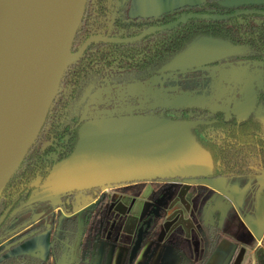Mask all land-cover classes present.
<instances>
[{
	"label": "water",
	"instance_id": "water-1",
	"mask_svg": "<svg viewBox=\"0 0 264 264\" xmlns=\"http://www.w3.org/2000/svg\"><path fill=\"white\" fill-rule=\"evenodd\" d=\"M257 3L260 1L227 0L221 5L233 8ZM88 4L89 0L11 1L10 15L0 31V201L39 140L67 71L81 60L91 44L136 43L191 20L222 21L234 17L194 14L133 39L92 37L73 54ZM243 55L244 48L229 41L199 37L154 73L188 72ZM95 89L96 86L83 97V105ZM260 110L255 115L264 126V109ZM208 124L155 114L86 121L79 129L72 154L57 162L44 182L38 178L31 184L34 191L28 204L76 194L81 207L82 195L92 190L142 182L208 179L213 175V157L192 134L198 126ZM10 211L0 220V228ZM146 232L144 227L139 229L130 264L141 251Z\"/></svg>",
	"mask_w": 264,
	"mask_h": 264
},
{
	"label": "trees",
	"instance_id": "trees-1",
	"mask_svg": "<svg viewBox=\"0 0 264 264\" xmlns=\"http://www.w3.org/2000/svg\"><path fill=\"white\" fill-rule=\"evenodd\" d=\"M223 1L227 0H206L202 5L183 7L160 17L131 19L129 16L131 0H89L86 16L77 36L73 54L77 53L80 45L92 37L133 39L145 31L169 25L189 15L225 16L241 11L264 10V3L227 8L221 5ZM199 37L222 39L231 42L237 47L246 46L258 52H264V17L252 15L222 21L191 20L172 30L152 34L136 43L96 42L89 46L81 60L67 71L56 103L39 140L23 167L14 176L3 193L0 201V217L12 202L13 196L19 193L21 185L25 187L23 192H25L26 201L19 209V212H17L18 209L12 210L7 221L0 228V244L11 238L7 235V229L21 214L28 212L32 207L39 208L48 203L42 202L29 205L28 201L33 192L30 194V185L38 177L46 180L54 165L68 158L74 151L78 142L79 129L89 119L74 118L73 127H65V124L67 109L70 103L77 98L82 83L91 75L100 76V86L108 81L114 83L130 73L147 72L151 68L167 62L172 56L180 53L187 45ZM237 60L253 63L262 60V57L252 56L238 58L234 61ZM256 87V104L264 103V88H260L258 85ZM107 107V105L99 106L100 109ZM155 110L158 112L161 109ZM165 110L162 109V111ZM151 111H148L146 115L150 114ZM175 111L180 113L181 116L169 119L198 121L204 118L214 120L213 124L198 126L192 131L197 142L213 157V175L208 179H253L259 173L264 172V128L253 115L239 119L234 112L226 120L224 111L214 113L208 108L186 107ZM196 115L201 116V118L198 119ZM163 182H151L153 191L149 196V200L152 203H156L168 192V188L160 184ZM147 184L145 182L131 184L127 188L121 189L120 192L126 195H141ZM101 190L97 189L84 193V195L93 196L94 201H97L96 212L94 210L85 211V213L75 215L72 218H65L61 226V243L53 241L51 257L48 262L42 261L37 257L27 256L5 258L0 264H61L65 258L70 259L69 264H95L94 260L98 244L104 241L105 236L107 237L109 233L111 234L110 223L114 220V218L110 219V214L113 211V207L111 208L112 201L107 199V196L100 197ZM199 191H201V194L208 196L206 199L209 198L206 204L201 202V209L199 210H203L205 206L206 209L209 206H213L217 199V195L214 192L203 187L195 189L192 187L189 189V194L192 195L193 192ZM96 193L97 195H95ZM61 200L65 201L64 210L68 215H71L74 210L73 205L77 204L76 194L62 197ZM161 216H163L161 211L157 215L148 211L142 218L139 227H145L147 231L143 247L151 237L158 233L160 225L163 223ZM193 217L196 220L195 214ZM149 221L151 223L147 229ZM220 221V213H215L213 222L205 225L207 251L200 264H207L224 239ZM46 231L47 229L42 226H38L36 231L34 229L26 231L21 236L7 243L0 250V256H6L11 249ZM170 244L178 248L182 243L179 239L174 244L172 242ZM73 247H75L76 255L72 259L70 254L73 253ZM238 248L229 264H235L239 252ZM124 264H130L129 260L127 259Z\"/></svg>",
	"mask_w": 264,
	"mask_h": 264
},
{
	"label": "rangeland",
	"instance_id": "rangeland-1",
	"mask_svg": "<svg viewBox=\"0 0 264 264\" xmlns=\"http://www.w3.org/2000/svg\"><path fill=\"white\" fill-rule=\"evenodd\" d=\"M153 72L155 71H152V73ZM143 75L144 74L127 75L126 80H129L127 81V83H119V80H116L114 83H110L109 81L103 83L93 94L84 110L83 95L81 96V98L74 106L75 109L71 111V116H77L79 113H82V119L95 120L109 117L146 115L148 110L153 109L180 110L182 108L184 109L186 107L193 106H198L200 108L208 107L213 111H230V108H232L231 105H234V108L236 109L234 110V112L238 113V115L243 118H247L255 112V96L253 94L249 95L245 93L244 88L248 89L249 87H251V84L249 85L247 83V80L252 81V84H256V82L260 78V73L258 68L253 69V67H250L247 64L237 63L233 60H230L188 72L163 75L148 74L144 79L139 78ZM97 79V77L93 76L86 82V92L96 85ZM171 89H174V91H179L178 93L171 92L169 94V90ZM163 98L166 101V105H163ZM160 100L162 102H160ZM125 104L127 105L125 106ZM100 105H107L108 107L100 109ZM160 184L168 188V194L174 190L176 195H178L179 191L184 189L186 186H188L189 189L192 187L194 189L198 187L192 186L193 184L188 180H168ZM214 185H220V188H223L225 187L226 182L224 178H216L214 180ZM128 186L129 185L102 188V190L100 191V197L107 196V199H111V208H114V203L117 198L120 199L127 196L141 198L146 190L147 192L151 190V193L153 191L152 183H148L141 195H126L125 193L122 194L120 190L125 189ZM168 194H165L166 196H163L165 197V204L163 203L159 205V202L163 197L156 203H152L148 198L146 204V201L141 198L139 199V201H141L140 203H142V207L144 205L143 209L142 207L140 209V207L133 208V206L126 205V209H128V211H126L128 213L120 214L116 212V214L113 215L112 211L111 216L113 215L114 220L111 221L109 228L112 231L111 234L109 233L107 237L105 236L104 242L107 243L108 246L117 242L118 246L127 250L128 254L129 250L135 242L137 231L140 228L139 224L142 218L145 216L149 209L151 211V207H154L156 213H158V211H161V213H163V216H161L163 223L160 225L158 233H156L154 237H151L146 242L145 246L143 247L142 253H144V255L146 256V260H151V258H153V256L160 250V247L162 246H164V250L166 249V252L169 251L171 253L173 250L175 252H178L177 249L180 248L181 245L178 248H175L170 244V242L174 244L177 240L180 239L181 243H183L182 239L185 238L186 234L182 226H176L178 225L177 222L174 223L173 226H171L172 224L170 223L169 216V214H171V210H169V208L171 203L177 197H174V195L171 194L172 198H167ZM95 195H97V193ZM192 195L197 197H206L205 194H201V191L193 192ZM68 202H70V200H68ZM64 204L65 201L58 199L52 202H48L46 205H43L39 208L32 207L28 212L21 214L20 216L22 217L18 221H16V219L12 222L7 234L11 238L7 240V243L12 241V239L14 238V232L19 228L23 229L28 227L26 231H30L33 229L34 231H36V228L38 226H42L43 228L51 230L52 233V238L44 232L42 233V235H39V238H37V236L11 249V254L12 256H14V258H21L38 254V258L40 260L46 262L49 261L52 241L61 243V226L66 218V215L71 217L80 215L81 213H85V211L94 210L96 212L97 209V201H94V197L91 195L83 194L81 198V207L77 206V204L73 205L74 210L71 215H68V213L64 210ZM121 205H123V203H121ZM213 206H209L207 208V211L204 210L205 212L201 213V217H204L205 219V216L210 213ZM139 213H141V216L139 218L135 233L131 235V237H127V234L125 233V236L123 234V236L119 235L121 223H125V220L127 222L126 231H132V228L135 226L137 220V215ZM167 222L171 224V229H169L168 232L165 229V223L167 224ZM20 224L23 225L19 227ZM20 230H18L17 232H19ZM183 245L186 253H198L195 259V264H200L203 256L206 254L207 246L205 249L201 250L199 249V242L192 243L191 247H189V244ZM249 246V249L243 247L240 248V250H244L245 253L241 264H264V253H262V251L259 249L254 251L255 246H253L252 242ZM1 248L2 247H0V249ZM72 252L73 253H71L70 255L73 259L76 255L75 247L72 248ZM5 257L6 256H0V262L4 260ZM95 261L96 260H94V262ZM69 263L70 259L65 258L64 262H62L61 264ZM96 263H99V259H97Z\"/></svg>",
	"mask_w": 264,
	"mask_h": 264
},
{
	"label": "crops",
	"instance_id": "crops-1",
	"mask_svg": "<svg viewBox=\"0 0 264 264\" xmlns=\"http://www.w3.org/2000/svg\"><path fill=\"white\" fill-rule=\"evenodd\" d=\"M205 2L206 0H131L129 16L131 19L156 18L183 7H196ZM247 91L249 95L254 93V91L252 92V88H248ZM160 102L162 101L160 100ZM163 105H166L165 100L163 101ZM214 180L215 179L188 180L193 184L192 186L206 188L217 195L214 207L211 209L210 213L205 216V219L201 217V213L205 212L204 209L207 211L205 208L206 206L203 210L199 209H201V202L206 204V202L209 201V198L206 199V197H208L207 195L206 197L190 195L188 186L179 191L178 195H176L174 190L168 194L167 198H172L171 194L177 198L174 199L169 208V210H171L169 216L172 225L169 222H167V224L165 223V229L168 232L171 226L177 222L178 225L176 226H182L186 234L185 238L182 239L183 243L181 247L177 249L179 253L174 250L171 253L169 251L166 252V249L164 250V246H162L151 260H146V256L142 253L136 264H195L198 253H186L183 244H189V247H191L192 243L199 242V249H205L207 245L205 225L213 222L215 212H219L221 215L220 226L223 229L224 239L207 264H229L237 247H239V252L235 264H241L245 253L244 250H240V248L249 249L251 242L253 246H255L254 251L259 249L264 253V196L262 194L264 190V172L259 173L256 178L253 179L224 178L226 185L223 188H220V185H214ZM145 193L141 198L146 201V204L151 190L148 192L146 190ZM141 198L128 196L120 199L117 198L114 203V210L120 214L128 213L126 205L133 206V208L140 207L141 209L142 203L139 201ZM164 199L165 197L160 200L159 205L165 204L166 201ZM121 203H123V205H121ZM141 213L137 215V220L132 231H126L125 224L124 229L129 235L135 233ZM194 214L196 220H194ZM45 233L52 238L51 230H47ZM37 238H39V236ZM126 255L127 250L124 248L112 247L109 250L107 248V243L102 242L98 246L95 264H124ZM33 257H38V254L33 255ZM5 258H14V256H12L10 251ZM97 259H99V263H96Z\"/></svg>",
	"mask_w": 264,
	"mask_h": 264
},
{
	"label": "flooded vegetation",
	"instance_id": "flooded-vegetation-1",
	"mask_svg": "<svg viewBox=\"0 0 264 264\" xmlns=\"http://www.w3.org/2000/svg\"><path fill=\"white\" fill-rule=\"evenodd\" d=\"M260 1V3H257V4H253V5H258V4H263L264 3V0H259ZM236 14H240V16H235ZM252 15H259V16H263L264 17V10H248V11H241V12H237V13H235V14H233V15H225V16H234V17H232V18H237V17H241V16H252ZM232 18H230V19H232ZM229 20V19H228ZM259 23V22H258ZM91 39V38H90ZM89 40V39H88ZM88 40H86L82 45H80L78 48V51H77V53L82 49V47L85 45V43L88 41ZM241 48H244V55L242 56V57H239V58H248V57H252V56H261L262 57V60H260V61H255V62H253V63H251L250 61L248 62V61H243V60H237V61H234L235 59H238V58H235V59H231V60H233L234 62H237V63H242V64H247L248 66H250V67H253V69H255V68H258L259 69V73H260V78L258 79V81L256 82V84L254 83V84H252V81H250V80H247V83L250 85L251 84V87L253 88L252 89V92L254 91V93H253V95L255 96V100H256V92H255V90H256V85H258V87H260V88H264V52H258V51H255L254 49H252V48H250V47H246V46H244V47H241ZM87 51V50H86ZM86 53V52H85ZM84 56V55H83ZM230 61V60H229ZM166 62H164L163 64H160L159 66L157 65V66H155V67H153V68H151L149 71H147V72H143V73H130V74H127V75H131V74H138V75H141V74H144L142 77H139V78H141V79H144L145 77H147V75L149 74V75H155V73L153 72L152 73V71H156V70H158L159 68H161L164 64H165ZM151 72V73H150ZM126 75V76H127ZM156 75H160V74H156ZM97 77L98 79H97V81H96V89H95V91L93 92V94L97 91V89H98V87H99V82H100V76H96V75H91V76H89V78L85 81V82H83L82 83V85H81V88H80V90H79V92H78V95H77V98L74 100V101H72L71 103H70V105H69V107H68V109H67V120H66V124H65V127H67V126H70V127H73V120H74V118H78V119H81V117H82V113H80V114H78L77 116H71V111H73L75 108H74V106H75V104L78 102V100L81 98V96L83 95V97L89 92V90L86 92L85 90H86V86H85V84H86V82L91 78V77ZM126 76H124L123 78H121V79H118L119 80V83H127V81H129V80H126ZM135 79H138V78H135ZM135 79H131V80H135ZM251 87H249V89L251 88ZM245 90V93H248V91H247V88H244ZM178 91L179 90H177V91H174V90H169V94L171 93V92H174V93H178ZM251 95V94H250ZM89 101H90V99L88 100V102L86 103V105H84L83 107V110L86 108V106L88 105V103H89ZM231 107L232 108H230L231 110L230 111H227V110H215V111H213V110H211L210 108H208V109H210L212 112H217V111H224L225 113H226V120H228L230 117H231V115H232V113H234V110H236L235 108H234V105H231ZM254 107H255V112L254 113H252L251 115H253V117H255L256 119H257V117H256V115H255V113L258 111L259 113H261V110L260 109H264V103H259V104H255L254 105ZM148 111H150V110H148ZM147 111V112H148ZM83 112V111H82ZM150 114H159V115H163V116H166L167 118H173V119H175V118H179L180 116H181V114L180 113H178L177 111H175V110H171V109H166L165 111H162V109L161 110H159L158 112H156V110L154 109V110H152L151 112H150ZM237 115H238V113H236ZM192 115H194V114H192ZM197 116V115H196ZM197 118L199 119V118H201V116H197ZM238 118L240 119V118H242L241 116H239L238 115ZM258 120V119H257ZM198 121H203V122H208L209 124L208 125H211V124H213L214 123V120H212V119H210V120H208V119H204V118H202V120H198ZM261 123V122H260ZM262 124V123H261ZM263 125V124H262ZM263 128H264V126H263ZM38 178H41V177H38ZM38 178H36L35 180H34V182L38 179ZM41 180H42V182H44L45 180L44 179H42L41 178ZM182 181V180H181ZM31 186V185H30ZM30 189H31V191H30V194H31V192L32 191H34V189H32L31 187H30ZM25 190V187H24V185H21L20 187H19V193L18 194H16V195H14L13 197V199H12V202L8 205V207L6 208V210L4 211V213L1 215V219H2V217L5 215V213L8 211V210H11L10 211V214H11V212H12V210H14V209H18V211L17 212H19V209L21 208V206H23V204H25V201H26V197H25V192H23ZM166 194H168V192L166 193ZM31 196V195H30ZM166 196V195H165ZM164 198V197H163ZM162 198V199H163ZM148 211H150V209L148 210ZM147 211V212H148ZM151 213H153V214H155V215H157L160 211H158V213H156V211L154 210V207H152V209H151V211H150ZM114 214H116V212H115V210H114V208H113V215ZM113 215L111 216V214H110V218L112 219L113 218ZM22 216H20L19 218H17V220L16 221H18L20 218H21ZM72 217H74V216H67L66 215V218H72ZM116 217V216H115ZM7 221V220H6ZM5 221V222H6ZM125 224H126V220H125V223L123 222L122 224H121V226H120V229H119V235H124L125 236V234H127V237H131V235H129L126 231H124V227H125ZM23 224H20V226L19 227H21ZM30 228V227H29ZM141 228V227H140ZM139 228V229H140ZM145 228V227H144ZM21 228H19V229H17V231L18 230H20ZM28 229V227H26V228H23V229H21L19 232H17V231H15L14 232V235H13V239H15V238H17V237H19V236H21L23 233H25L26 232V230ZM48 230V229H47ZM124 231V232H123ZM139 231V230H138ZM138 231H137V234H138ZM10 232V231H9ZM125 233V234H124ZM7 234H8V229H7ZM122 235V236H123ZM12 239V240H13ZM136 239H137V235H136ZM136 239H135V242H136ZM53 240V239H52ZM102 242H104V241H101L100 243H102ZM135 242H134V244L132 245V247H131V249L129 250V252H128V254L126 255V257H125V261H124V263L126 262V260L128 259H130V253H131V250H132V248L134 247V245H135ZM99 243V244H100ZM7 244V241L6 242H4V243H2V244H0V247H4L5 245ZM99 244H98V246H99ZM2 245V246H1ZM52 246H53V241H52ZM112 247H115V248H118V247H120V246H118V243L117 242H115V243H113V244H111L110 246H108L107 245V248L110 250ZM142 247H143V245H142ZM1 248V249H2ZM0 249V250H1ZM98 250V249H97ZM141 250H142V248H141ZM11 251V250H10ZM9 251V252H10ZM108 253V252H107ZM141 253H142V251H140L139 252V254H138V256H137V258L135 259V261L134 262H136L137 263V261H138V259H139V257L141 256ZM97 254V253H96ZM107 255V254H106ZM51 257V256H50ZM38 258V257H37ZM95 260H96V256H95ZM105 261H106V256H105ZM46 262V261H45ZM48 262V261H47ZM135 263V264H136Z\"/></svg>",
	"mask_w": 264,
	"mask_h": 264
},
{
	"label": "bare ground",
	"instance_id": "bare-ground-1",
	"mask_svg": "<svg viewBox=\"0 0 264 264\" xmlns=\"http://www.w3.org/2000/svg\"><path fill=\"white\" fill-rule=\"evenodd\" d=\"M12 0H0V31L3 29L6 19L11 12Z\"/></svg>",
	"mask_w": 264,
	"mask_h": 264
}]
</instances>
